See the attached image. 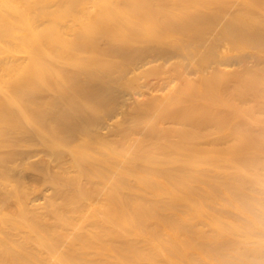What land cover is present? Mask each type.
Masks as SVG:
<instances>
[{"label":"bare ground","instance_id":"1","mask_svg":"<svg viewBox=\"0 0 264 264\" xmlns=\"http://www.w3.org/2000/svg\"><path fill=\"white\" fill-rule=\"evenodd\" d=\"M3 1L0 52L8 44L21 55L11 59L8 78L23 104L18 113L37 125L16 122L12 108H6L16 103L0 90V148H9L0 149V177L16 179L10 189L0 186V206L17 203L26 219L22 225L40 242L29 246L36 240L31 243L24 233L19 241L12 233L18 226L12 220L6 224L1 214L0 226L5 222L12 230L7 235L22 243L8 241V229H2L0 264H195L191 254L205 264H264V157L251 156L264 154L259 150L264 133H240L229 143L215 113L239 117L251 110L264 117V0H83L98 2L97 12L81 0H66L71 8L43 0ZM32 18L41 29L33 27ZM141 71L147 72L144 79L137 75ZM53 79L62 83L58 89L52 88ZM35 82L45 86L39 89ZM90 104L95 109L89 113ZM198 106L204 118L196 115ZM118 116L132 120L129 130L117 128ZM184 117L191 120L188 126ZM146 118L148 131L142 127ZM202 128L214 129L207 136L227 138L228 145L220 149L219 141L201 150ZM31 140L42 142L50 158L25 157L18 147ZM90 145L105 152L94 157ZM142 165L157 185L164 182L165 188L159 184L167 189L164 199L151 187L153 179L139 177ZM44 175L53 185L44 186L41 178L38 191L28 186ZM128 176L141 183L140 191L162 200L146 202L136 188L143 196L128 212ZM56 201L63 214L55 212ZM22 203L45 212L29 218ZM215 203L246 222L216 212ZM73 217L84 224L82 230ZM44 220L60 223L49 229ZM45 226L55 243L44 242ZM67 229L71 245H65ZM135 234L144 239L143 248L133 242ZM61 244L67 248L64 257Z\"/></svg>","mask_w":264,"mask_h":264},{"label":"rangeland","instance_id":"2","mask_svg":"<svg viewBox=\"0 0 264 264\" xmlns=\"http://www.w3.org/2000/svg\"><path fill=\"white\" fill-rule=\"evenodd\" d=\"M43 1H45V2H47L49 5H51V4H56L57 2L59 3V4H64L66 7H68L69 6V8H71L70 6H71V4L69 5V3H67V1L66 0H59V1H54V0H43ZM71 2L73 1V0H70ZM74 1H77V0H74ZM83 3V5L85 6V7H89L91 10H94V11H98L99 10V8H100V6L98 5L99 3L97 2V4H95V3H93V2H90V1H83V0H81ZM4 3H6V2H4L3 0H0V6H2ZM84 14H82V13H80V14H77V16L78 17H82V18H84L85 16H83ZM100 15H102V14H100ZM101 17V16H100ZM69 19V23L71 24V25H74V23H73V18L72 17H70V18H68ZM30 23L33 25V27H35V28H37V29H41L42 28V26L40 27V26H36L37 24H38V22L37 21H35V19H31L30 20ZM144 27L143 28H145V29H147L149 26L147 25V23H145L144 25H143ZM34 29V28H33ZM24 35H26V32H22ZM67 38H69V39H71V36H68ZM1 41V40H0ZM1 43H2V41H1ZM62 51V52H61ZM60 51V53H62L63 55H65V54H67V49H62ZM19 57H21V55L20 54H18V52H17V50H13L8 44L7 45H5L4 46V51L3 52H0V90L3 92V93H5L7 96H8V98L10 99V100H12L14 103H16V105H13V106H11L10 107V104L11 103H9V105L8 104H6V108L7 109H9L10 111H11V108H12V110L14 111V112H12L13 113V116H14V119H16V122H18V123H23V124H21L22 126H29V124L31 125V126H29L28 128H31V129H33L32 127H35L36 128V125H37V121L35 122V121H28V123H27V121L24 119V118H22L23 116L22 115H20L19 113H18V111H19V109H20V105H23L22 104V102L21 101H19L18 99H16V95L13 93V91H12V87H13V81H10L9 80V78H8V66H14V61H12V60H14V59H16V58H19ZM12 59V60H11ZM17 61H20V60H17ZM16 61V62H17ZM7 62V63H6ZM6 65V66H5ZM4 66V67H3ZM45 67H47V68H51V69H53V66H50V65H47V66H45ZM3 68V69H2ZM138 74V77H140V78H145V76H146V73H145V71H141V72H137ZM142 76V77H141ZM220 78H221V80L222 81H224L225 80V78L224 77H226V76H224V75H220L219 76ZM218 76H217V78L218 79H220ZM143 78V79H144ZM12 80V79H11ZM36 84H37V87H38V85L39 86H41V85H44L43 83H41V82H35ZM50 84L52 85V88H54V89H58L59 87H60V85L62 84V83H60L59 82V84H58V81L57 80H55V79H53V80H51V82H50ZM158 85V84H157ZM45 86V85H44ZM43 86V87H44ZM153 87H155V86H153ZM39 88V87H38ZM40 88H42V87H40ZM39 88V89H40ZM137 89V90H136ZM133 90H135V91H138L139 92V87L137 88V86H134L133 87ZM88 107L89 108H87V110H85V111H89V113L90 112H93L94 111V109H95V107L93 108L92 107V105L90 104V105H88ZM91 107H92V109H91ZM15 110H14V109ZM198 108H199V111H198ZM198 108H197V112H199L200 113V115H199V113H196V115L198 114V116L200 117V118H204V115L206 116V114H205V112H204V110H202L201 109V107L200 106H198ZM91 109V110H90ZM93 110V111H92ZM203 111V112H202ZM216 112V114H217V121H219L218 122V125H217V127H218V130H224L225 131V133L228 135L227 136V138L228 139H230V142H229V140H226V139H219V140H215V139H213L212 137L213 136H207L208 134H209V132H211V130H213L214 131V129H211V130H209V129H207V128H202L203 130H201V137L199 138V145H200V148H201V150H206V149H209V147H212V146H214V145H216V142H218V144H220V142H221V144L223 145H218L217 147H219L220 149H223V148H225L226 146L225 145H228V143L227 142H229V143H232V141H234V140H232V138L234 137V135L236 136V135H238V134H251V132H252V130H257V132H262V133H264V131H261V129H264V126H260V124L262 125V124H264V120H262V119H260V118H264V117H262V116H260L259 115V113H253V112H251V110L250 111H248V114H246V115H243V116H239V117H237V116H233V115H231L229 112H227V111H223V110H220V111H217V110H215ZM14 113H15V115H14ZM252 114V115H251ZM18 115H20V116H18ZM197 116V117H198ZM16 117V118H15ZM18 117V118H17ZM21 118V119H20ZM122 117H117V119H118V121H121V122H119L120 123V126L119 127H117V128H119L120 130H129V128L128 127H131L132 126V120H131V122L129 121H125V119L124 118H122ZM19 119V121H17ZM120 119V120H119ZM124 119V120H123ZM147 119V120H146ZM145 120H144V122H143V124H142V127L144 128H146V130L147 129H149V130H151L152 128V126L150 127L149 126V123H151L150 121V119L148 120V118H146ZM261 120H262V123H259V122H261ZM154 121V119H152V122ZM190 118L188 119V118H186L185 119V117L183 118V119H181V122H183L186 126H188L189 124H190ZM26 122V123H25ZM126 122H128V125L126 124ZM256 122H258V124H256ZM189 123V124H188ZM27 124V125H26ZM144 124H145V126H144ZM126 125V127H124ZM130 125V126H129ZM147 125V126H146ZM128 126V127H127ZM124 127V128H123ZM121 128H123V129H121ZM127 128V129H126ZM151 128V129H150ZM148 131V130H147ZM206 134V135H205ZM204 135V136H203ZM216 136H218V135H216ZM220 136V135H219ZM132 137H137V135H132ZM110 138V137H109ZM218 138V137H217ZM111 139V138H110ZM1 140V139H0ZM113 140V139H112ZM215 140V141H214ZM32 141V142H31ZM30 142H27V143H25L24 142V144L22 143L19 147H18V149L23 153V155L26 157V155H27V158L28 157H30V158H32V159H37L38 157L39 158H41V159H47V158H50L48 155V153L46 152L47 150H46V148H45V150H44V147H43V144H42V142H40L39 143V141L38 140H31ZM38 141V142H37ZM210 141H211V143H212V145H210L211 143H210ZM220 141V142H219ZM225 141H227V142H225L226 144H223ZM1 142V141H0ZM237 143V142H236ZM128 144H129V142H128ZM117 145L118 144H115V147H117ZM124 145H126V144H124ZM91 147V149L92 148H94V151H97V152H93V151H89L88 150V153L90 154V153H92V154H90V155H92V156H94V157H96V156H99L100 154H102L103 152H105V147H103V146H99V145H96V146H94V145H90ZM99 146V147H98ZM120 146V145H119ZM208 146V147H207ZM221 146V147H220ZM42 147V148H41ZM96 147V148H95ZM250 148H249V151H254L255 150V148H253L251 145L249 146ZM252 147V148H251ZM101 148V149H100ZM1 150H2V152H4L5 150L7 151L9 148L8 147H3V148H0ZM23 149H24V151H23ZM26 149H27V152H28V150H29V153L30 154H28L27 152H26ZM102 149H104V151L102 150ZM40 150V151H39ZM259 150H262V151H264V149H262V147L261 148H259ZM39 151V152H38ZM43 153H42V152ZM101 151V152H100ZM38 152V153H37ZM99 153V154H98ZM259 153V152H258ZM261 153V152H260ZM26 154V155H25ZM40 154L42 155V156H40ZM205 154V153H204ZM262 154V153H261ZM257 155H259V156H257ZM252 154L251 156L255 159V160H260V158L261 157H264V154H262V156L260 155V154ZM259 157V158H258ZM180 159H185V158H180ZM250 159H252V158H250ZM262 159H264V158H262ZM59 171H58V170ZM139 169L141 170V172L139 171ZM138 169V172L139 173H142V174H140V176L139 177H141L142 178V176H143V178H142V180H144L145 179V181L147 182V183H150V182H152V181H150L151 179H153V183L154 184H156L157 185V181L155 180L154 181V177L153 178H150V177H152V175L150 174V168L149 167H147V166H141L140 168ZM56 170L58 171L57 173H60V171L62 172V170H61V168L59 169L58 167L56 168ZM55 170V171H56ZM64 171V170H63ZM257 172H259V170H257ZM63 173V172H62ZM71 173V172H70ZM74 173V172H73ZM73 173L72 174H70V175H73ZM262 173V172H261ZM260 172L258 173L259 175L261 174ZM151 175V176H150ZM45 176V179H48V176H46V175H44ZM44 176L43 177H39V178H37L38 179V181H37V179H33V180H31V181H29L27 184H28V186L31 188H34L35 187V191L37 190H39V189H41L42 187H43V182H44V186L45 185H50L52 182L50 181V179H48V180H43V178H44ZM261 176H262V174H261ZM8 177V178H7ZM11 175H7V174H5L4 176H2V177H0V186H1V188H5V189H10V187L12 188V187H14L15 186V184H16V179L14 178V177H12ZM128 177H129V179H128ZM127 177V181H130L131 180V178H132V176H128ZM133 177H135V176H133ZM145 177V178H144ZM149 177V178H148ZM41 178H42V181H40L41 180ZM60 177H58V179H59ZM134 179H136V178H134ZM133 178H132V184H131V182L129 183V182H127V189H126V191L127 192H129V194L127 193V197L129 198H127V200H130L129 201V203H128V205L129 206H126V210L128 211H131L132 212V208L130 207V205L131 206H135V204H131L132 202H136V204H138L139 202H141L140 200H141V197L143 196L142 194H141V197H139L140 195H139V192L141 193L142 191H140V189L141 188H139L140 187V184L141 183H139L138 181H137V179L136 180H134ZM6 181V182H5ZM46 181V182H45ZM49 181L51 182V183H49ZM137 181V182H136ZM2 182V183H1ZM37 182V183H36ZM39 182V183H38ZM48 182V184H46ZM41 183V184H40ZM138 183V184H137ZM38 184L40 185V188H39V186H38ZM160 184V183H159ZM158 184V185H159ZM162 185L164 184V182L163 183H161ZM160 184V185H161ZM11 185V186H10ZM14 185V186H13ZM52 185H53V183H52ZM149 185V184H148ZM152 185V184H151ZM156 185H152L151 187H153V188H155L156 190L158 189L160 192L159 193H161V194H163V196H162V198L163 197H166L167 196V193L165 192L167 189H160V188H162V187H160V185H159V187H158V185L156 186ZM51 186V185H50ZM61 187V186H60ZM59 187V188H60ZM158 187V188H157ZM62 188V187H61ZM136 188H137V190L139 191L138 192V195H137V192H136ZM164 188H165V186H164ZM167 188V187H166ZM31 190V189H30ZM164 190V191H163ZM33 191H34V189H33ZM32 192V191H31ZM142 193H144L145 195L143 196V200L144 201H146V202H152V200L151 199H153V202H158V201H160V200H162V199H159V197H158V195H157V197H158V199H156V196L154 195V196H152L151 197V195H149V194H147L145 191L144 192H142ZM122 194H123V192H122ZM125 194V193H124ZM146 195H149L150 196V199L147 197H145ZM165 195V196H164ZM262 195H264V194H262ZM260 196V195H259ZM160 197H161V195H160ZM258 197V196H257ZM261 198H264V196H260ZM259 197V198H260ZM131 198V199H130ZM148 199V200H147ZM155 199L157 200V201H155ZM164 199V198H163ZM133 200V201H132ZM59 201V200H58ZM58 201H56V203L54 204V205H56L57 204V202ZM61 202V201H60ZM60 202H58V204L56 205V207H54V210H55V212L56 213H58V214H61L62 212L60 211V210H62V209H60L61 207H63V205H61L60 204ZM128 202V201H127ZM16 204V205H15ZM25 203H22V205H24ZM13 205V206H12ZM8 204V206H5V205H1L0 206V211L2 212H0V216H1V214L3 215L2 216V219H3V221H5V219H6V224H7V222L9 223V222H11V220L12 221H14V225L15 226H18L17 228V230L16 231H18V232H12L13 234L15 233H17L16 235L20 238V240L19 241H21V238H22V242L24 241V239L23 238H25V237H27V238H29L30 237V239H31V243H32V240L34 241V239L36 240V241H34L32 244H29V246H34L35 245V243L36 244H38L39 242H40V240H37V239H40L39 237H37L38 236V234L37 233H35V232H28L27 231V227L26 226H24V225H22V224H24L25 223V221H26V219H24V217L22 216V214L20 213V212H18V210L16 211V206H17V203H14V204ZM15 205V206H14ZM26 205V207L25 208H29V210L32 212H28V215L30 216L29 218H31V217H33L32 215H37V216H40L38 213L40 212V214H42V212H45V206L43 207L44 209H42V207L41 208H37L36 210H33V208L34 207H32V206H30V205H27V204H25ZM73 206V205H72ZM214 206V209H215V211L216 212H219V213H221V214H224L225 216H228L231 220H234V221H236V222H240V223H245L246 222V219L243 217V216H241L238 212H236L235 210H233V209H231V208H228L227 209V207H223V206H220V205H218V204H214L213 205ZM9 209H8V208ZM130 207V208H129ZM4 208L5 209H7V210H4ZM217 208V209H216ZM224 208H226V209H224ZM3 209V210H2ZM14 209V210H13ZM59 209V210H58ZM42 210V211H41ZM49 210V209H48ZM15 211H16V214H15ZM128 211V212H129ZM14 212V213H13ZM33 212H34V214H33ZM167 212V213H166ZM165 213L167 214V215H169L168 217H171L173 214H171L172 212L170 211V213H169V211H166ZM19 213V214H18ZM87 213V215H88V212H86ZM169 213V214H168ZM8 214V215H7ZM13 214H15L14 216H13ZM44 214V213H43ZM63 214V213H62ZM90 215L92 214V213H89ZM94 214V213H93ZM92 214V215H93ZM171 214V215H170ZM227 214V215H226ZM16 215H18V216H16ZM34 215V216H35ZM65 215V214H64ZM71 214H69L67 217H68V220L69 219H71V216H70ZM12 216V217H11ZM42 216H44V215H42ZM243 217V218H242ZM15 218V219H14ZM23 221V223H21ZM72 221H74L73 223H74V226L75 227H78V226H80V228L82 227V225H84L82 222H80V221H76V219L73 217L72 218ZM71 221V222H72ZM196 221H198V220H196ZM196 221H192V222H196ZM44 223H45V225L49 228V229H51L52 227H53V225H57L58 223H60V222H58V221H54V220H44L43 221ZM49 222V223H48ZM43 223V224H44ZM51 223V224H50ZM80 223H82V225L80 224ZM200 222L198 221V223H195V225H201V224H203V223H200ZM6 224H5V222L3 223L2 222V227L0 226V233L1 232H3L4 234H5V230H7L6 231V236H7V238H8V241L10 240V242H12V243H19V241L18 242H16L19 238H17L16 237V235H13V234H10V235H12V236H8L9 235V233H11L10 232V230L11 229H9V227L8 228H6ZM20 224V225H19ZM51 226H50V225ZM194 224V223H193ZM0 225H1V222H0ZM20 226H22V227H20ZM45 226V227H46ZM19 227H20V230H21V232H20V230H19ZM47 227H46V229H47ZM207 229H206V228ZM4 228H6L5 230H2V229H4ZM25 228V229H24ZM83 228V227H82ZM82 228H81V230H82ZM209 228V229H208ZM49 229H47V231H46V234L48 235H46V238L48 239H44V242L45 243H47V242H49V243H55V239H56V237H55V235L53 236V232L52 233H50L48 230ZM204 229L205 230H208V231H210V227H208V225H205L204 226ZM22 230H23V232H22ZM12 231V230H11ZM64 231L65 230H62V233H64ZM130 231H132V230H130ZM48 232V233H47ZM67 232H70V230H66L65 231V233L64 234H66V237L65 238H67V240L65 239V245H71V244H73L72 242V240H71V234L70 233H67ZM121 232H122V230H121ZM159 233L161 232V234H159L160 236L162 235V231H158ZM21 233V235H19ZM22 233H24V234H27L28 236H25L24 234H22ZM31 233H33V234H31ZM124 233V232H123ZM8 234V235H7ZM35 234H37V235H35ZM68 234V235H67ZM23 235L25 236V237H23ZM33 235H35L34 237H31V236H33ZM71 235V236H70ZM136 236H134V240L135 241H137V242H135L134 240H133V242L139 247V248H143L144 247V245H145V241H144V239H142V236L140 237V235H138V234H135ZM15 236V237H14ZM67 236H69V237H67ZM163 236V235H162ZM49 237V238H48ZM53 237H55V238H53ZM33 238V239H32ZM16 239V240H15ZM140 239H142V240H140ZM15 241V242H14ZM54 241V242H53ZM22 242H20V243H22ZM71 242V243H70ZM19 243V244H20ZM138 243V244H137ZM135 245V246H136ZM36 246V245H35ZM61 246V248L62 249H60L61 251H60V256L62 255L63 257H64V255L66 256V250H67V248H64V246L61 244L60 245ZM137 247V248H138ZM65 250V251H64ZM228 254H229V256H232L233 255V253L231 254V252H227ZM64 254V255H63ZM233 257V256H232ZM196 258V259H195ZM200 257L198 256V255H196V254H191L190 255V262H194L195 264H205V262L203 261V260H200L199 259ZM201 262V263H200Z\"/></svg>","mask_w":264,"mask_h":264}]
</instances>
